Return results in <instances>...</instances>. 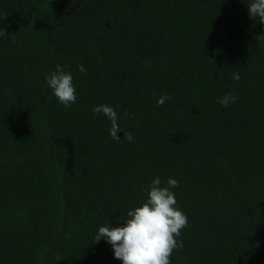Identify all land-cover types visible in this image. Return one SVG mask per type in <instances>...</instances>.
Here are the masks:
<instances>
[{
	"label": "trees",
	"instance_id": "1",
	"mask_svg": "<svg viewBox=\"0 0 264 264\" xmlns=\"http://www.w3.org/2000/svg\"><path fill=\"white\" fill-rule=\"evenodd\" d=\"M0 264H264V0H0Z\"/></svg>",
	"mask_w": 264,
	"mask_h": 264
}]
</instances>
